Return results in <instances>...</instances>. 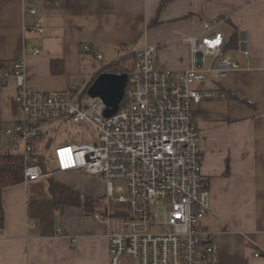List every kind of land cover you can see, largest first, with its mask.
<instances>
[{"label":"crops","instance_id":"crops-1","mask_svg":"<svg viewBox=\"0 0 264 264\" xmlns=\"http://www.w3.org/2000/svg\"><path fill=\"white\" fill-rule=\"evenodd\" d=\"M162 1L0 0V63L23 62L32 90L64 91L128 51L155 45L154 68L180 75L193 67L182 39L201 33L204 22L222 23L235 40L225 56L240 68L197 86L216 94L193 112L210 192L202 224L216 235L219 264H264V0ZM31 9L36 15L28 14ZM38 19L42 35L33 29ZM238 39L247 56L236 50ZM96 54L102 60L93 68ZM16 91L13 78L0 85V147L10 142L3 129L20 117ZM53 179L98 206L57 210L47 179L4 189L0 264H108L107 228L93 217L102 210L104 184L78 174ZM54 216L56 227L50 225ZM257 251L261 256L255 257Z\"/></svg>","mask_w":264,"mask_h":264},{"label":"built area","instance_id":"built-area-1","mask_svg":"<svg viewBox=\"0 0 264 264\" xmlns=\"http://www.w3.org/2000/svg\"><path fill=\"white\" fill-rule=\"evenodd\" d=\"M33 29L44 33L39 19ZM229 39L222 23L204 22L201 33L182 39L190 47L193 67L180 75L154 68L157 46L133 50L130 66L116 72L126 73L128 81L117 112L108 118L102 101L87 94L101 67L82 82L54 92L27 87L23 62L0 68V85L10 78L16 83L20 116L3 129L10 142L0 147V157L22 158L24 183L59 174L102 182L104 198L115 209L104 204L93 217L107 228L108 264H219L216 235L202 224L210 210V192L201 173L200 132L193 112L197 104L216 97L197 86L225 80L240 68L225 56ZM244 43L238 39L236 50L247 56ZM83 51L90 53V47ZM94 58L102 60L100 54ZM56 121L86 126L96 138L59 144L52 153L46 146L39 153L46 129Z\"/></svg>","mask_w":264,"mask_h":264},{"label":"trees","instance_id":"trees-1","mask_svg":"<svg viewBox=\"0 0 264 264\" xmlns=\"http://www.w3.org/2000/svg\"><path fill=\"white\" fill-rule=\"evenodd\" d=\"M167 1L168 0H163L162 3L164 4ZM232 40L234 39H229V44H231ZM132 52L133 51H128V53H126V55H124L123 57H119L117 60L102 66L98 73H96V76L101 73H116L118 69L122 68L123 64L131 58ZM5 66L4 64L0 63V68H3ZM94 80L95 78H93L91 82H93ZM23 168L24 164L22 158L17 155H3L0 157V229L3 227L4 221L2 191L8 187L24 182ZM48 181L52 203L57 210H60L64 206H83L92 208L98 206V203L88 197L82 196L76 190L57 183L54 181V179H49Z\"/></svg>","mask_w":264,"mask_h":264},{"label":"rangeland","instance_id":"rangeland-1","mask_svg":"<svg viewBox=\"0 0 264 264\" xmlns=\"http://www.w3.org/2000/svg\"><path fill=\"white\" fill-rule=\"evenodd\" d=\"M116 58V55L113 56V59ZM131 60H127L121 70H126L127 67L130 66ZM97 62L93 63L94 66H97ZM98 68V67H97ZM93 70V69H92ZM79 81V80H78ZM92 138H96L95 134L91 131V129H87L86 126H77L72 124L71 122L62 123L61 121H56L50 124V126L46 129V139L40 143V150L39 153H43L46 151V146H48V150L53 152L54 148L59 144H65L71 142H83V141H93ZM50 141V142H49ZM55 182L59 183L58 180H54ZM96 192L99 194H103L101 187H96ZM107 201V202H106ZM102 205H108L111 211H114L113 203H110L108 199L102 198L101 200ZM47 217V215H46ZM54 223V225H53ZM58 217L54 216L51 218L50 225L57 226Z\"/></svg>","mask_w":264,"mask_h":264},{"label":"water","instance_id":"water-1","mask_svg":"<svg viewBox=\"0 0 264 264\" xmlns=\"http://www.w3.org/2000/svg\"><path fill=\"white\" fill-rule=\"evenodd\" d=\"M127 81L126 73H101L88 88V96L91 99H99L104 104L103 116L105 118L117 112L124 97Z\"/></svg>","mask_w":264,"mask_h":264}]
</instances>
